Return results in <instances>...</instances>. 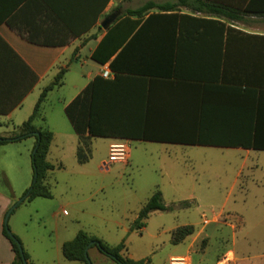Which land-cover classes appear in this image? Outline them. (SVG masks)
Returning <instances> with one entry per match:
<instances>
[{
  "label": "crops",
  "instance_id": "1",
  "mask_svg": "<svg viewBox=\"0 0 264 264\" xmlns=\"http://www.w3.org/2000/svg\"><path fill=\"white\" fill-rule=\"evenodd\" d=\"M135 1L138 2L0 0V126L7 123V130L14 132L26 122L44 89L54 82L61 70H66L62 84L49 92L34 123L38 129L53 133L47 160L55 169L48 173L46 180L52 197L50 182L58 171L66 169L62 159L66 145L61 141L62 136L74 140L75 157L81 136L92 141L103 138L91 137L88 131L91 103L99 114V126L104 124L107 129L122 130L136 138H104L110 144L116 140L128 141L130 162L132 145L145 150L157 148L156 157L164 164L159 170L162 182L165 181L173 192H179L188 184L193 194H213L221 192L226 185L222 179L225 175L221 174L216 176L218 185L198 176L192 177L191 149H215L244 154L248 158L253 153H264V0H184V5L177 11L165 14L171 16L168 20H151L147 24L150 47L160 45L166 52L156 56L172 61L174 70L157 76L123 74L116 77L109 67L111 61L101 65L92 59L111 28L101 27L104 20L117 11L121 12V17L127 10L138 9L150 1L162 4L179 0H148L139 6L133 4ZM152 14L159 12L151 11L145 19ZM160 21H167L169 26L162 29ZM154 37L155 40H151ZM73 64L80 69L74 70ZM107 68L113 73L111 79L102 77ZM72 73L76 80L71 86L69 83L68 88V77ZM97 78L99 81L96 82ZM54 93H58L56 105L47 112V102ZM79 97H84L77 108L81 134L75 131L66 114L68 105ZM35 143L36 139L32 137L0 146V155L2 151H12L13 148L7 147H15L23 163L20 188H16L7 175H4L5 180L2 179L0 167V264H11L15 258L12 246L3 234L4 221L8 210L32 185ZM243 144H257L261 149L235 147ZM145 155L153 157L152 153ZM166 161L169 162L165 164ZM240 174L241 170L237 171L230 182L231 190L238 185ZM178 176L189 179L182 181L177 179ZM2 182L7 190L2 189ZM155 186L153 194L162 190V183ZM189 200L197 201V211L206 206L200 196L190 195L186 201ZM180 202L183 201L166 206ZM205 215L209 219L208 225L201 218L170 231L172 234L180 227H194L195 233L181 243L188 246L179 256L190 257L194 264L193 256L200 242L209 244L229 233V245L214 260L207 262L203 258L204 262L264 264V253L257 254L251 249L249 234L244 237L245 243L238 239L236 227L224 219L223 209ZM67 242L62 244V253ZM201 250L206 257L205 249ZM123 254L134 261L145 260L129 254L127 246ZM179 256H171L166 264Z\"/></svg>",
  "mask_w": 264,
  "mask_h": 264
},
{
  "label": "rangeland",
  "instance_id": "2",
  "mask_svg": "<svg viewBox=\"0 0 264 264\" xmlns=\"http://www.w3.org/2000/svg\"><path fill=\"white\" fill-rule=\"evenodd\" d=\"M146 1L148 0H138L133 4L137 3L136 6H139ZM72 68L80 69L76 64ZM75 80L76 76L72 73L68 77V88L69 83L71 86ZM57 97L58 93L51 94L46 105L47 112L56 105ZM7 127V123L0 126V136L13 133ZM5 132L9 133L3 134ZM62 138L64 139L61 141L66 145L62 154L66 169L58 171L50 182L52 199L41 198L19 205L8 223V228L20 240L33 264H83L68 261L62 253V244L73 239L80 231H86L111 245L125 240L129 254L135 258H145L147 264H166L171 256L183 254L188 246L172 243L170 231L173 228L198 222L205 214L210 216L214 211L219 213L222 209L224 219L236 227L238 239L245 243L244 237L249 234L251 249L257 254L264 253V153H253L248 158L244 154L215 149H191L192 177L198 176L215 184L219 180L216 176L221 174L225 175L222 179L226 182L221 192L193 194L189 191L188 184L179 192H173L165 181L162 182L159 170L163 160L156 157L157 148L145 150L134 144L131 162L108 167L106 162L110 141L97 138L92 141L91 161L80 165L74 155V140L65 136ZM129 146L131 149L130 144ZM7 148L13 149L9 152L2 151L0 155L2 179L4 177L5 180L4 175H7L14 186L20 188L22 157L15 147ZM148 153H152L153 157H146L145 154ZM239 170L241 174L238 185L231 190L230 182ZM177 179L185 181L189 177L178 176ZM252 181L258 182L254 184ZM159 183H162L161 191L167 205L186 201L190 195H196L202 197L206 206L197 211V201L189 200V211L177 209L170 213L156 212L151 215L142 232L131 231L134 216ZM5 185L2 182V189L7 190ZM229 243V233L223 239H213L209 244L207 241L200 242L199 249L193 256L194 264H209L203 258L207 262L214 260ZM203 248L206 257L201 252ZM89 258L92 264H116L96 248L90 250Z\"/></svg>",
  "mask_w": 264,
  "mask_h": 264
},
{
  "label": "trees",
  "instance_id": "3",
  "mask_svg": "<svg viewBox=\"0 0 264 264\" xmlns=\"http://www.w3.org/2000/svg\"><path fill=\"white\" fill-rule=\"evenodd\" d=\"M183 5L184 0H179L177 3L162 4L150 1L138 9L127 10L125 14L119 17L107 31L106 35L93 53L92 59L101 65H105L111 61L109 67L117 75L116 77L123 74L157 76L165 75L171 69L174 70L173 67L175 65L172 63V61L169 59L161 60L160 56L159 58L156 56V54L159 55L166 52L160 48V45H154L153 47H150L151 44H149V41L151 37L147 33V24H149L151 20H168L167 18L171 16H165V14L175 12ZM154 10L158 11L159 14H152L147 19H145V17ZM160 22L161 23L159 24L162 29H165L169 26L168 23H166L167 21ZM99 30L101 31L102 28H99ZM160 35L164 34L161 33ZM151 40H155V37ZM65 73V69L61 70L54 82L44 89L32 115L26 122L16 128V130L11 135L0 137V146L21 142L32 137L36 139L35 147L32 152V166L34 172L33 182L31 187L21 197L25 198L24 202H32L37 198L50 199L52 197L50 188L46 184V180L48 173L55 169V167L47 160L53 141V133L49 130L38 129L34 123L40 113L42 104L47 95L55 87L62 84ZM97 81H99L98 78L96 79V82ZM83 101L84 97H79L66 108V114L68 118L70 119L75 131L80 134L82 132L79 127V113H77V108L83 103ZM88 115V131L91 137L136 139L129 136L122 130L115 128L107 129L104 127V124L99 126V114H97L95 105L93 103H91ZM142 139H146V136H142ZM235 147L261 149L257 144H243ZM76 158L80 165H85L91 161V138H84L82 136L80 137ZM190 207L191 203L188 201L180 202L172 207H167L164 202L163 193L161 191H156L140 210L138 218L133 223L132 231H140L145 228L146 221L153 213L174 211L175 209H189ZM194 233L195 230L193 226L177 228L172 233V243L174 245H178L186 238L192 236ZM3 234L4 237L10 242L12 250L15 254L14 261L11 264H32L30 257L24 248L22 255L16 242L9 236L5 224L3 227ZM14 237L20 242L16 236ZM90 244L93 245L89 248ZM88 248L89 251L90 249L96 248L100 254L108 257L116 264L147 263V260L134 261L124 256L123 252L126 250L125 240H123L117 246H111L97 237L90 236L85 231H80L72 241L64 244L63 255L68 261L88 264L86 259V252Z\"/></svg>",
  "mask_w": 264,
  "mask_h": 264
},
{
  "label": "built area",
  "instance_id": "4",
  "mask_svg": "<svg viewBox=\"0 0 264 264\" xmlns=\"http://www.w3.org/2000/svg\"><path fill=\"white\" fill-rule=\"evenodd\" d=\"M102 77L105 79H111L113 77L112 71L107 68L103 70ZM108 160L106 162L107 166L114 164H124L127 165L130 160L131 149L129 142L126 140H116L109 146L108 150ZM204 224H209V219L204 217ZM169 264H191V259L188 256H179L171 258Z\"/></svg>",
  "mask_w": 264,
  "mask_h": 264
},
{
  "label": "water",
  "instance_id": "5",
  "mask_svg": "<svg viewBox=\"0 0 264 264\" xmlns=\"http://www.w3.org/2000/svg\"><path fill=\"white\" fill-rule=\"evenodd\" d=\"M121 15V12L117 11L115 13H113L112 15H110L109 17H107L104 22L102 23L101 27L105 30H108L111 25L119 18V16ZM25 198H21L20 200H18L7 212L6 214V217H5V221H4V224L6 225V228H7V231H8V234L9 236L16 242V244L18 245L22 255H23V247H22V244L15 239L13 233L10 231V229L8 228V223H9V220H10V217L11 215L13 214V212L18 208V206L20 204H22L24 202ZM93 244H90L89 248L92 246ZM89 248L86 252V259H87V262L88 264H92L90 258H89Z\"/></svg>",
  "mask_w": 264,
  "mask_h": 264
}]
</instances>
